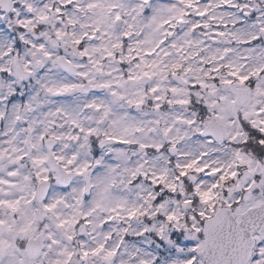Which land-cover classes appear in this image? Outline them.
Segmentation results:
<instances>
[{
    "label": "snow or ice",
    "instance_id": "obj_1",
    "mask_svg": "<svg viewBox=\"0 0 264 264\" xmlns=\"http://www.w3.org/2000/svg\"><path fill=\"white\" fill-rule=\"evenodd\" d=\"M0 264H264V0H0Z\"/></svg>",
    "mask_w": 264,
    "mask_h": 264
}]
</instances>
